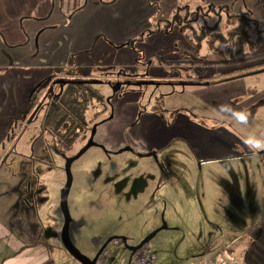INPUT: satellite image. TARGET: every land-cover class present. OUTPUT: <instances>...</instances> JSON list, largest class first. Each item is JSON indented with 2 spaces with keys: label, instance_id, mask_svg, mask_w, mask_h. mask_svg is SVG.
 <instances>
[{
  "label": "rangeland",
  "instance_id": "rangeland-1",
  "mask_svg": "<svg viewBox=\"0 0 264 264\" xmlns=\"http://www.w3.org/2000/svg\"><path fill=\"white\" fill-rule=\"evenodd\" d=\"M29 1L41 4L45 0ZM53 1L57 5L58 0ZM231 1L244 5L249 3L251 6H245V15L237 19L231 17L225 8L218 9L217 5L213 7L214 11L209 9L210 4L206 3L205 8L192 10L195 13L193 16L196 17L192 26L198 28V23L213 25L216 22V30L225 35L226 30L244 26L248 29L251 47L255 45L256 49H264V0ZM59 8L60 6H56L54 12ZM253 9L260 10L257 17L259 24L253 21ZM202 11H205L206 15ZM21 15L15 17L12 24H5V20L10 19L11 15L3 12V17L0 18L1 42L2 39H8L10 34H18L19 40L25 42L28 33L29 37L34 35V40L43 29V18L31 20L34 16ZM158 25H161L162 29L164 21ZM227 36L225 41L214 42L215 48L207 46L204 41L198 44L195 56L208 65L200 69L201 72L194 71L191 67H176L181 75L187 74L196 79L195 81H198L197 78L208 67H212L208 87H181L177 82L171 86H158L159 95L165 91L172 92L173 89L184 88L183 93L176 91L163 96L159 102L161 105L163 102V107H167L164 110L168 118H174L176 115L187 116L191 123L208 130L197 131L198 136H192L198 137L199 144L187 145L181 137L174 136L161 152L159 157L164 167V176H161L162 194H132L129 190L125 191L122 185L113 189L111 184L107 183L112 178L124 180L129 176L133 177L140 171L135 164L137 162L130 163L135 157L128 152L122 151L107 156L97 147L89 146L71 162V183L66 196L70 216L67 234L71 243L83 255L91 258L105 240L106 232L122 231L128 236L126 243L132 244L159 226L163 220L166 226L157 230L147 243L141 246V249L154 253L153 264H214L216 251H226L234 246L232 242H224L229 233H247L245 227L253 221V216L250 215V195L264 194L263 163L260 161L257 164L256 161V153L259 150L246 143L250 138L264 140V67L259 66L258 69L256 64L246 63L245 67L216 70L218 66H223V62L245 56L243 53L250 49V45L238 41L233 35H229V32ZM94 72H97L96 78L100 82L93 84L106 101V94L110 93L111 89L107 83L101 82L105 79L104 70L97 68ZM27 74L22 76L20 72L19 76L15 75L11 80L12 96H7L3 84L0 83V128L3 130H0V138L2 141L5 138L10 139L8 132L4 135L5 129L12 127L14 121L16 126L20 124L21 130L17 131L13 125L14 136L11 137V143L17 142L11 151L17 153L20 159L28 161L21 165L20 190L18 191L17 185L12 187L23 197L28 182L30 186L36 184L41 190L38 196L41 199L37 201L36 211L33 210L37 213H33L36 216V264H80L64 248L60 236L63 214L59 206V191L65 180L64 156L50 148L38 151V145L34 147V155L31 154L32 142L40 136L38 123L42 108L38 109L30 121L17 119L20 113L26 114L30 108V89L43 82L44 77L50 73L47 72L45 76L41 74L36 82L31 81V75ZM230 79L234 80L229 81ZM49 85L54 90L57 89L53 81ZM122 87H135L147 92L150 85ZM100 104L94 103L85 110L87 126L107 113V110L100 108ZM237 112H243L247 116L246 121H239L234 115ZM44 137L48 138L47 135ZM215 141L226 147L229 150L227 154L231 155L226 154V157L222 158L223 149L204 147L210 143L216 145ZM80 144L82 145L81 136L65 153L75 152ZM209 157L216 159L210 162ZM114 161H117L116 164H111ZM254 167L256 177L253 173ZM133 172L134 174H130ZM138 182L141 183L137 185L138 188L146 184L145 179ZM156 196L159 198L157 203ZM18 205L21 207L22 203L18 201L16 205L19 211H16L15 218L22 220L24 213L21 215ZM125 211L126 223L123 221ZM105 247L108 263L127 264L129 250L123 243L111 240ZM209 253L211 254L206 262H198L197 258H204ZM221 256L228 259L224 254ZM12 257H5V263L10 264Z\"/></svg>",
  "mask_w": 264,
  "mask_h": 264
},
{
  "label": "crops",
  "instance_id": "crops-1",
  "mask_svg": "<svg viewBox=\"0 0 264 264\" xmlns=\"http://www.w3.org/2000/svg\"><path fill=\"white\" fill-rule=\"evenodd\" d=\"M206 3L210 4L209 9L212 10L217 5L218 9L225 8L228 14L237 19L245 15V6H251L249 3L244 5L231 0H58L57 5L53 0H45L41 4L29 0H0V18L3 17V12L11 15L10 19L5 20V24H12L15 17L20 14L22 17L34 16L31 20L43 18L45 22L34 40V35L29 37L27 33L25 42L19 40L18 34H10L8 39L0 41V83L3 84L7 96H12L11 80L15 75L19 76L20 72L22 76L30 74L33 82H36L41 74L45 76L47 72L50 73L44 77L45 79L57 73L51 76L56 78L65 70H74L75 73L89 78L97 77V72H94L97 68H102L103 75L110 77L119 71L146 73V77L161 83L155 87L150 86L147 92L135 87L129 89L122 87L111 98V117L101 119L97 123L94 138L106 146L119 145L126 140L140 151L148 146L158 145H163L159 151H164L174 136L181 137L187 145L199 144L198 137L192 136L197 131L208 130L191 123L187 116L176 115L174 118H168L164 110L167 107H163V102L162 105L159 104L163 96L176 91L183 93L184 88L173 89L172 92L165 91L161 95L157 90L159 85L171 86L175 83L170 82L175 81H192L183 86L208 87L212 67H208L197 78L198 81L187 74L181 75L176 67H191L198 72L203 68L204 61L195 56L196 48L192 44L195 41L193 39L190 42L185 41L175 24L168 30H165L164 25L161 29V25L158 24L159 20L162 22L163 19L170 18L173 12L178 10V6L187 5V17L190 18L194 17L193 9L205 8ZM56 6L60 8L54 12ZM183 12L184 9L178 13L183 15ZM202 12L206 15L205 11ZM251 13L254 14L252 18L255 24H259L257 17L260 10L253 9ZM189 24L192 25L193 22ZM258 65L262 66L260 63ZM223 67L218 66L216 70ZM232 80L234 79L229 81ZM48 85L46 83L43 89L45 87L48 92L54 91L53 87ZM1 98L0 94V101ZM30 110L26 114L20 113L17 119L32 120L34 111ZM14 122H12L14 130H21V125L16 126ZM13 125L5 129L4 135L7 132L13 134ZM153 126L162 128L163 133L151 135L149 144L145 145L147 143L144 140L145 133L150 132L148 129ZM38 133L40 136L36 137L31 145L32 155L35 153L33 152L35 146L38 145L39 151L45 145L46 138L41 137L44 133L39 132V126ZM16 142L11 143V140L6 138L2 141L0 138V148L4 144L7 149L6 155H0V264H8L4 258L11 256L13 257L10 264H36L34 253L36 216L30 211L20 209L21 215L25 211L24 219L15 218L16 211H19L16 205L20 195L12 185L19 186L21 177L18 154L11 151ZM214 143L216 145L210 143L204 147L223 149V158L229 150L216 141ZM256 150H259L256 153L257 164L261 161L264 168V148ZM215 159L216 157H209L208 161L212 162ZM255 167L253 173L256 177ZM262 173L264 177L263 170ZM166 174L168 175V172ZM250 206L253 221L251 225L245 227L247 233H244L245 231L229 233L224 240L232 242L233 248H236L235 250L228 248L233 260L225 264H264V194L261 196L251 194ZM233 234L237 237L230 239ZM210 254L204 258H197L198 262H206Z\"/></svg>",
  "mask_w": 264,
  "mask_h": 264
},
{
  "label": "trees",
  "instance_id": "trees-1",
  "mask_svg": "<svg viewBox=\"0 0 264 264\" xmlns=\"http://www.w3.org/2000/svg\"><path fill=\"white\" fill-rule=\"evenodd\" d=\"M177 9L178 10H175L170 18L163 19L164 28L168 30L171 25L175 24L185 41L190 42L191 39L195 41L192 43L193 45L195 44V48H198V44L201 41L206 42L207 46L215 48L214 42L225 41L228 38V32L229 35H233L238 41L247 43L248 46L252 42L249 38L248 29L244 26H236L231 30H226L225 33H227V35L216 30V22L213 25L201 22L198 23L197 28L189 24L193 22L196 17H187V5L178 6ZM182 9H184V12L183 15H180L178 12ZM229 15L233 17V15ZM191 33L193 36H191ZM249 47V51L254 49V45L252 47L250 45ZM57 78L70 81L53 83L57 85V89L48 92L47 88L44 87L43 89V86H45L46 83L50 84L53 78H51V76L45 78L43 82L36 85L31 91L29 106L33 107L38 103L37 107L42 108L38 126L39 132L48 136L45 140L46 147L57 152H64L82 135L84 127L87 126L88 122L85 117V110L87 107L94 103H103V95L97 90L93 83L86 81L75 82L74 80H85L89 77L81 76L75 73L74 70L62 71L61 75L57 76ZM110 78V75L105 76L106 80ZM42 89L46 91V93L44 97L40 98ZM10 136L12 137V135ZM235 237L237 236L233 234L230 236V239ZM227 251L230 253L228 248Z\"/></svg>",
  "mask_w": 264,
  "mask_h": 264
},
{
  "label": "flooded vegetation",
  "instance_id": "flooded-vegetation-1",
  "mask_svg": "<svg viewBox=\"0 0 264 264\" xmlns=\"http://www.w3.org/2000/svg\"><path fill=\"white\" fill-rule=\"evenodd\" d=\"M244 55L245 56H243L239 59H236V60H233L230 62H223L222 65L223 66H229V67H235V66L245 67L246 63H253V64H256L257 68H258V66H260L258 64L260 63L262 65V67H264L263 66L264 65V49H256V47L254 45V49L249 51L248 53H246ZM202 66L206 67L208 65H205V63H204ZM53 79H55V78H53ZM88 79L98 80L97 78H88ZM116 80H118V81H125V80L127 81L128 80L130 82L129 83H122L119 86V88L113 94H111V90H110V93L106 94V96H107L105 99L106 101H104V99H103L104 104L101 103L100 108L107 110V113L104 116L100 117V119H98L92 123V124H95V127L101 119L111 117V115H112L111 98L116 93H118V91L122 88V85H126V86H130V85H150L151 86L152 85V87H155V85H158L159 83H161L157 80L146 77V73H137V72L125 73V72H121V71L115 72V75L112 76L109 80L103 79L101 82H105L110 86ZM136 80H153V81H155V83L132 84V82L136 81ZM97 82H100V80ZM97 82H94V83H97ZM175 82H171V83H175ZM53 83H55V82H53ZM45 93H46V91H43L40 95V98L44 97ZM37 104L38 103H36L33 107L30 106L29 110L31 109L30 111H34V113H35V111L38 110ZM28 107L29 106L27 105V108ZM34 113L32 114V117H34ZM91 125L84 127L83 133L81 135L82 145L86 142V140L89 136V133L91 130ZM94 131H95V128H94ZM94 131H93V134L91 137L93 143L89 146L97 147L98 149H100V151L104 152L107 156L108 155H115V154L120 153L122 151L128 152L129 154H132L135 157V160L130 161V163L131 162H137L135 164L140 168V171H137L133 177L129 176L128 178H124V180L116 179V178H112L111 180H109L107 183L111 184L113 189L114 188L118 189L120 187V185H122L125 191L129 190L132 194H162V187H163L162 184L163 183H162V177L161 176L162 175L164 176V167H163V163H161V161H160L161 159L159 157L162 151H159V150L163 148V145H158L157 147L156 146H152V147L148 146L145 150L140 151V150L135 149L129 142H127L125 140L124 142H121L119 145L114 144L112 146H106L103 142H100L94 138V135H95ZM148 131H150V132L145 133V137H144V134H142V137H144V140L147 142V143H145V145L149 144L151 135H156V134L161 135L163 133V129L160 128L159 126H153V127L149 128ZM10 135L14 136V134H10V132H9L8 137ZM42 136H46V135L42 134L41 137ZM9 140H11V136H10ZM156 141L158 142L157 138H156ZM82 145L78 148V150L82 147ZM141 145H144V144H141ZM31 148H32V146H31ZM45 149H47L46 144L42 147L41 151H45ZM65 151L64 152L55 151V152L64 156V160H65V157L73 155L77 150L75 152H72L69 154L65 153ZM6 153H7V149L4 147V144H2L1 148H0V155H2V154L6 155ZM41 153H43V152H41ZM18 159H19V162H21L20 165H22L24 162H27V160L20 159V158H18ZM145 161H146V164H144ZM71 162H70V164H71ZM116 162L117 161H114V163H111V164H116ZM118 162H120V161H118ZM138 163H140V164H138ZM158 164L160 165V167ZM130 174H134V172L130 173ZM21 177H22V174H21ZM21 177L19 178V181H20ZM141 179H143V180L145 179L146 184L144 186L140 187L141 188L140 189V188H138L137 185L141 184L138 182ZM19 190H20V185H19L18 191ZM157 190H159L158 193H157ZM17 194H18V192H17ZM36 194H37V196H36ZM39 194H41L40 188L36 184H33L32 186H30V184L28 182L24 188V194L23 195L25 197H23L21 194H18V195H20L18 197V200L20 203H22L21 207L19 206L21 204L18 205L20 207V209L25 210L26 212L30 211V212L34 213L33 210L36 211V208L38 205L37 201H40V199H41L38 197ZM27 199H29V200H27ZM158 199H159L158 196H156V202L155 203L158 202ZM150 201H151V199H150ZM17 204H18V201H17ZM126 211L124 213L125 216L123 217L124 223L127 222ZM34 214H37V213H34ZM106 234H107L106 238L110 235H117L118 236L117 238H113L111 240L120 241L123 244L126 243L127 238H128V236L126 234H124L122 231L121 232H114V233H111V232L107 233L106 232ZM35 235H36V232H34V236ZM121 236H122V238H121ZM144 236H142L136 243H138ZM106 238H105V240H106ZM111 240H109V241H111ZM109 241H107V242H109ZM147 241H145L142 244V246L145 245L147 243ZM136 243H132V244H136ZM103 247H105V246H103Z\"/></svg>",
  "mask_w": 264,
  "mask_h": 264
},
{
  "label": "water",
  "instance_id": "water-1",
  "mask_svg": "<svg viewBox=\"0 0 264 264\" xmlns=\"http://www.w3.org/2000/svg\"><path fill=\"white\" fill-rule=\"evenodd\" d=\"M55 83H64L66 81H70V80H65L63 78H55L52 80ZM75 82H81V81H86V82H90V83H94L97 82L98 80L95 79H85V80H74ZM130 81H114L111 85H110V89H111V94H113L122 83H129ZM132 83L134 84H142V83H155V81L153 80H136L133 81ZM190 83L189 81H178L177 84H179L180 86ZM95 128V124L91 125V130L89 133V136L86 140V142L82 145V147L77 150L73 155L65 157L64 160V164H63V169H64V173H65V180H64V184L62 185V187L60 188L59 191V206L60 209L62 211L63 214V222H62V226L60 229V236H61V241L62 244L64 246V248L67 250V252L69 254H71L80 264H94V260L95 257L97 255V253L99 252V250L105 246V244L107 243V241L113 239V238H117V235H110L106 238V240L101 244V246L97 249L96 253L91 257L88 258L87 256L83 255L69 240L68 234H67V224L68 221L70 219L69 216V212L67 209V205H66V196H67V192L71 183V173H70V162L75 159L81 152H83L89 145H91L92 142V134ZM166 226L165 222L163 220H161V223L159 226H157L155 229L151 230L149 233H147L138 243L136 244H126L124 243V246L129 250V252H132L135 249H138L142 246V244L147 241L157 230L164 228ZM122 238V236H121Z\"/></svg>",
  "mask_w": 264,
  "mask_h": 264
},
{
  "label": "built area",
  "instance_id": "built-area-1",
  "mask_svg": "<svg viewBox=\"0 0 264 264\" xmlns=\"http://www.w3.org/2000/svg\"><path fill=\"white\" fill-rule=\"evenodd\" d=\"M221 254L226 255L228 259H225ZM154 259V253L145 249H135L132 252H129V256L127 259V264H153L152 260ZM233 260V256L224 249H219L214 253V264H225ZM94 264H110L107 262V249L106 247H102L97 253Z\"/></svg>",
  "mask_w": 264,
  "mask_h": 264
},
{
  "label": "clouds",
  "instance_id": "clouds-1",
  "mask_svg": "<svg viewBox=\"0 0 264 264\" xmlns=\"http://www.w3.org/2000/svg\"><path fill=\"white\" fill-rule=\"evenodd\" d=\"M234 115L239 121H246L247 119V116L243 112H237L234 113ZM246 143L256 149L264 148V140L261 139L250 138L249 140L246 141Z\"/></svg>",
  "mask_w": 264,
  "mask_h": 264
}]
</instances>
